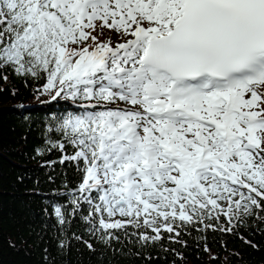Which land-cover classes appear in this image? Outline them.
Here are the masks:
<instances>
[{
  "label": "snow or ice",
  "instance_id": "obj_1",
  "mask_svg": "<svg viewBox=\"0 0 264 264\" xmlns=\"http://www.w3.org/2000/svg\"><path fill=\"white\" fill-rule=\"evenodd\" d=\"M10 76L72 109L33 148L43 264L73 242L100 264L183 260V235L207 251L209 231L264 225V0H0L15 97Z\"/></svg>",
  "mask_w": 264,
  "mask_h": 264
},
{
  "label": "trees",
  "instance_id": "obj_2",
  "mask_svg": "<svg viewBox=\"0 0 264 264\" xmlns=\"http://www.w3.org/2000/svg\"><path fill=\"white\" fill-rule=\"evenodd\" d=\"M9 79L10 85L7 87H16L19 94L15 97L10 91L0 94V264H43L42 249L46 246L44 241L48 239L47 236L43 240L40 238L43 197L33 193L37 190V178L40 180L39 190L48 191L51 185L46 183V170L38 166V159L33 158V148L39 142L41 121L45 118H56L65 109H72L64 101L35 107L38 101L30 90L19 80L11 76ZM21 104L33 107H17ZM24 117L28 119L25 120ZM58 155L59 153H54L49 158L53 159ZM68 171L69 179H76L72 170ZM20 177H23L22 181ZM197 235L193 232L191 236H182L188 242L186 248H181L178 244L170 246L183 253V260L171 253L164 259L165 254L160 253L162 258L153 260L152 264H172L173 260L176 264H264V225L240 228L235 234L209 231L206 234L207 251L204 250L203 243L196 246ZM10 243L15 247H11ZM50 250L55 256V249ZM152 254L157 255L156 252ZM65 260L69 264H100L95 255L76 242H73L68 256L57 257V264H64ZM105 264H108L107 260ZM111 264H144V261L118 256L111 260Z\"/></svg>",
  "mask_w": 264,
  "mask_h": 264
},
{
  "label": "rangeland",
  "instance_id": "obj_3",
  "mask_svg": "<svg viewBox=\"0 0 264 264\" xmlns=\"http://www.w3.org/2000/svg\"><path fill=\"white\" fill-rule=\"evenodd\" d=\"M107 37H111L112 38V43L115 44L117 41H116V34L113 33V32H105V38Z\"/></svg>",
  "mask_w": 264,
  "mask_h": 264
}]
</instances>
